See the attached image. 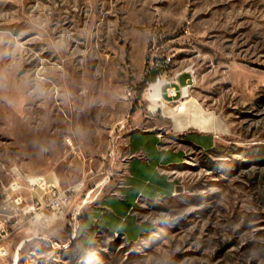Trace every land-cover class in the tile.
I'll return each mask as SVG.
<instances>
[{
	"label": "rangeland",
	"instance_id": "rangeland-1",
	"mask_svg": "<svg viewBox=\"0 0 264 264\" xmlns=\"http://www.w3.org/2000/svg\"><path fill=\"white\" fill-rule=\"evenodd\" d=\"M155 51L194 64L187 100L216 143L193 147L177 193L145 208L154 229L128 242L87 221L123 171L133 115L150 119L138 87ZM13 167L79 189L46 237L4 238L0 264H264V0H0L1 190Z\"/></svg>",
	"mask_w": 264,
	"mask_h": 264
},
{
	"label": "crops",
	"instance_id": "crops-1",
	"mask_svg": "<svg viewBox=\"0 0 264 264\" xmlns=\"http://www.w3.org/2000/svg\"><path fill=\"white\" fill-rule=\"evenodd\" d=\"M171 110L165 118L149 116L145 120L138 113L133 115L135 121L124 133L125 184L118 195L109 193L103 198L100 209L90 215L87 229L93 232L97 226L96 231L121 235L128 242L140 240L155 227L145 208L177 193L180 180L176 171L185 163L188 153L194 146L215 145L217 123L196 102L187 100L182 112ZM162 130L174 137L171 143L164 144L159 137Z\"/></svg>",
	"mask_w": 264,
	"mask_h": 264
},
{
	"label": "built area",
	"instance_id": "built-area-1",
	"mask_svg": "<svg viewBox=\"0 0 264 264\" xmlns=\"http://www.w3.org/2000/svg\"><path fill=\"white\" fill-rule=\"evenodd\" d=\"M174 62V55L158 51L153 52L148 61L144 72V86L140 83L138 87L142 95L140 100L146 102L148 116L160 114L168 117L169 114L166 112L171 109L177 112L186 109V101L195 81L196 69L190 62L192 68L184 67L175 71ZM184 73H188L190 77L186 83L180 84V77ZM133 92L135 94L136 89H130V96L134 99ZM178 95L179 98H176ZM172 102L175 103L170 108ZM154 104L158 106L153 108ZM126 158L127 156L123 157V160L125 161ZM12 170L13 181L7 189H0V212L8 211L10 214L0 222V258L9 254V249L2 244V240L15 231L24 230L34 233L30 238L39 236L45 231L46 233L41 237H46L55 220L65 217L66 208L73 203L79 189L77 186L62 188L57 183L49 181L45 175H27L16 167ZM125 178L124 171L120 172L117 184L110 191L111 194H119V188L124 186ZM20 189H27L31 196H34L31 202H27V198L23 195L15 194ZM76 214L78 215L79 212ZM77 228H73L74 235Z\"/></svg>",
	"mask_w": 264,
	"mask_h": 264
},
{
	"label": "bare ground",
	"instance_id": "bare-ground-1",
	"mask_svg": "<svg viewBox=\"0 0 264 264\" xmlns=\"http://www.w3.org/2000/svg\"><path fill=\"white\" fill-rule=\"evenodd\" d=\"M185 68H187V69H190V68H192V66H191V64H190V65H188V66H187V67H185ZM128 93H129V95H130V90H129V92H128ZM188 95H189V94H188ZM156 105H157V104H156ZM157 106H158V105H157ZM21 246H22V245H20V246H19V248H20Z\"/></svg>",
	"mask_w": 264,
	"mask_h": 264
},
{
	"label": "trees",
	"instance_id": "trees-1",
	"mask_svg": "<svg viewBox=\"0 0 264 264\" xmlns=\"http://www.w3.org/2000/svg\"><path fill=\"white\" fill-rule=\"evenodd\" d=\"M141 84H142V86H144V83H143V82H142ZM135 110H136V106H133V107L131 108V112H135Z\"/></svg>",
	"mask_w": 264,
	"mask_h": 264
}]
</instances>
